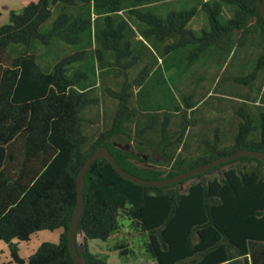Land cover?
I'll list each match as a JSON object with an SVG mask.
<instances>
[{
    "label": "trees",
    "instance_id": "1",
    "mask_svg": "<svg viewBox=\"0 0 264 264\" xmlns=\"http://www.w3.org/2000/svg\"><path fill=\"white\" fill-rule=\"evenodd\" d=\"M123 1L27 0L19 9L9 10L6 23L0 25V240L8 244L11 257L2 264H73L67 229L76 200V175L97 146H106L120 168L145 179L171 177L239 149L264 152V108L258 112L257 126L252 115L240 108L230 144L223 145L219 128L213 127L210 136L200 141L199 153L186 159L174 154L173 147L165 152L178 140L167 139L163 117L154 148L155 154L162 150V160L150 155V164L138 165L144 159L128 144L136 142L133 137L146 127L132 132L136 111L128 102L132 88L142 84L150 67L143 64L129 76V68L141 61L142 52L133 51L134 31L117 14ZM127 1L126 15L140 24L139 36L162 43L163 55L188 47L187 63L210 47L242 45L250 21L264 38V18L256 0L201 2L207 30L199 34L186 27L194 8L170 11L159 18L136 7L155 0ZM222 3L236 7L225 23L217 19ZM56 5H85L89 17L69 20L58 13L48 30L40 33V25ZM33 39L42 45L54 39L81 48L61 57L49 72H42L34 55L26 51ZM92 41L95 60L111 69L119 85L104 88V94L115 101L109 122L87 134L82 129L88 122L82 118L83 109L96 104L97 98L88 96L85 88L91 84L83 73L66 78L62 70L80 60L82 48ZM137 42L146 49L141 40ZM12 46H22V50L5 57L3 51ZM263 67L264 40L252 71L229 79L251 85ZM189 99L190 95L183 99L184 112L193 105ZM184 112L175 138H181L193 123L192 119L187 122ZM83 181L75 247L85 264H119L93 255L87 241L113 238L120 215L134 232L145 234L146 251L154 264H242L249 242H264V161L254 156L242 155L160 186L134 183L118 174L105 158H98L87 167ZM53 229H60L56 242H41L25 258L17 255L13 240L27 241L38 230Z\"/></svg>",
    "mask_w": 264,
    "mask_h": 264
},
{
    "label": "rangeland",
    "instance_id": "2",
    "mask_svg": "<svg viewBox=\"0 0 264 264\" xmlns=\"http://www.w3.org/2000/svg\"><path fill=\"white\" fill-rule=\"evenodd\" d=\"M2 1L7 0H0V6ZM10 5V7L17 6L12 3H10ZM151 6L155 11L166 9L158 4ZM1 8L2 7H0V25L7 21V13L4 8ZM122 12L125 14L126 10ZM58 13L65 14L69 20L74 17H89L85 5L79 7L56 5L52 7L50 16L40 25V33H44L48 30L51 22ZM93 17L94 14H91V18ZM217 19L220 23H225L227 20L222 13L218 14ZM136 37L138 38L140 36L136 35ZM61 42L51 41L48 43L50 46H48L47 49L46 46H42L33 39L29 46L30 50L27 49L26 51H32L31 53L34 55L36 66L40 71L49 72L52 69V65L61 57L66 56V54L69 55V53L81 48L79 45L73 46L62 42L64 46L62 49ZM34 45L37 47L34 48ZM148 45L156 54L162 55L163 63L156 62V55L154 52L153 55L151 50L148 49V53L142 52V60L138 61L128 70L129 76L131 77L136 74L144 63L148 64L150 62L151 65V70L148 71L146 79L142 84L137 88H132L131 97L128 102L129 108L136 111V116L132 120L133 133H137L138 129H140V127L142 128L141 123L144 121L145 117H152V124L146 127L145 131H142L143 133L140 132L138 134L139 136L133 137L136 139V142L133 141L128 144L140 158L144 159L139 162L138 165L145 166L150 164V161L147 159L150 158V155L154 156V159L162 160L159 156L160 151H162L161 149L157 150L156 154L154 153V148L160 137L159 123H161L163 117L166 118L167 125L165 134L167 139L174 140L180 128L179 121L182 116L181 113L184 112V109H182V107H184L183 99L188 95H190L188 101L195 104L196 110L193 112L185 110L184 117L187 119V122L190 123V120H193V123H190L187 128L193 126L194 121L201 123V121H204L203 119L212 116L214 118L212 121H220L224 126L223 145L225 146L228 143L230 144L233 139L235 127L239 121L237 111L240 108H243L252 115L254 124L257 126L258 119L256 118L258 117V112L261 108H264V88L262 89L264 83V67L256 73V77L251 85L237 83L231 79L228 80L230 74L234 72L237 73L235 64L238 63L236 59L238 56L237 52L240 48L244 50L245 54L242 60L243 64L239 68V75L243 76L252 71L256 62V55L260 52L262 45V39L258 37L257 34L252 33L250 37L245 40L244 45L235 44V49L230 50L231 59L226 68H223V59L215 58L211 61L206 60L210 57L208 52L207 54L204 53L200 55V57L192 63H187L186 51L188 47H179L163 55L161 52L159 53L160 50L157 51L156 47L153 46L151 42H148ZM95 46L96 44L92 41L91 48ZM10 48L16 49L17 46ZM20 48H22V46H18V49ZM82 49L85 50L84 63L80 65L79 60L72 61L68 65L63 66L62 73L64 77L71 78V73L73 71L81 72L84 75L85 81L92 84L88 96L96 97L97 102L83 109L82 118L90 119L91 122H84L83 124L86 132L93 134L109 122L115 106L112 103L115 101L109 100L104 94L103 87L108 85L110 88L116 89L119 85V78H115L111 74L115 79L108 81L105 74H108V72L111 73V69L108 68V70L106 69L107 67L103 68L98 64L93 56L92 49L87 50V44ZM5 52L8 57H11L10 53L8 54L7 51ZM103 54L106 59L110 58L107 52L103 51ZM153 61L155 66L151 68ZM202 64H206V69L204 68L206 72L203 73L204 80L196 81L195 72L197 69H200ZM220 90L228 91V93L224 94L225 96H220L218 95V91ZM143 100L146 101L145 104H143ZM223 104L229 105L228 111H219L220 105ZM175 107H180L178 108L180 110H174ZM211 122L206 124H213ZM220 133H222V130H220ZM189 135L191 137L190 133ZM172 147L174 148V154L179 157L183 156L190 158L189 156L194 152H191L194 148H191L189 143L178 151L177 148L179 145L176 142L167 146L165 152H169ZM118 223L119 230L113 238H109L105 241L99 239L88 240L87 245L89 251L96 257L109 262L111 261L119 264H154L146 251L145 234L134 232L129 226L127 218L123 217V215L118 217ZM59 231L60 229L38 230L32 233L27 241L20 242L13 240L12 242H14L17 255L24 258L32 253L41 242H56ZM78 249H81L80 244L78 245ZM249 249L250 257L253 259L262 257L264 259V255H261V251L259 250H264L263 242H251ZM8 260H11L8 244L0 240V264ZM244 261L248 262V257H246Z\"/></svg>",
    "mask_w": 264,
    "mask_h": 264
},
{
    "label": "crops",
    "instance_id": "3",
    "mask_svg": "<svg viewBox=\"0 0 264 264\" xmlns=\"http://www.w3.org/2000/svg\"><path fill=\"white\" fill-rule=\"evenodd\" d=\"M25 1H27V0H7V1H2V4H1L0 7H2V8L5 9V12L7 13V17H8L9 10H14V9L20 8ZM204 1L207 2V3H216V4L219 3L218 0H155V1L147 2V3L139 4L136 7L139 10H141V11L151 12L152 14L158 16L159 18H164L170 11H176V10H180V9H188L189 7L190 8H194V13L191 16V18L189 19L188 23L186 24V27L190 31H193V33L196 34V33H200L202 30H207L206 16H205L204 12L199 8L200 3L201 2H204ZM10 3L15 4L17 6L16 7H10L11 6ZM154 4L161 5L163 8H166V9L165 10H162V11H155V10L152 9L153 7L151 6V5H154ZM128 8H129L128 1L127 0H124L123 1V7H122V9L120 11H118L117 14L122 19H124L126 21V23L128 24V26L131 29H133V31H134V35L131 37L132 38V43H133L132 44L133 51H141L143 53H145V52L148 53V49H150L151 52H152V54H153L154 50L152 48H150L149 45H148V42H151L153 44V46L156 47L157 51L160 50L159 51V53H160L161 52V48H162V43L154 42L152 39H150V40H144L141 37H138V38L136 37V35H139L138 27H140V24H138V22L136 21V19L134 17H131L130 15H126L127 13L124 14L122 12L123 10H126L127 11ZM235 9H236V7L233 6V5L223 4L222 3V4H220V11H219V13H222L225 18L229 19V18H231L233 16V14L235 12ZM248 28H249L248 37H250V35L253 33V34H257L258 37H260L262 39L261 50L256 55V60L255 61H257V58H258L259 54L262 51L264 38L258 32V30L254 26V24H253L252 21L249 22ZM139 40H141L147 46L146 49H143V45L137 42ZM51 41H59V40H53L52 39ZM51 41H49V42H51ZM48 43L46 45H42V44L41 45L44 46V47L46 46V48L48 49V46H50ZM244 44H245V41H244V43L242 45H244ZM33 47L35 48L37 46L34 45ZM61 47H62V49L64 47L62 42H61ZM235 47H236L235 45H233L232 47H225V48H213V47H210V48L206 49L205 52H204L205 54H207V52H208L209 53V56H210L206 60L211 61V60H213L215 58L223 59V61H222L223 68H226L227 65H228V63H229V61H230V59H231L230 50L231 49L232 50L235 49ZM27 49L30 50L29 49V46L27 47ZM89 49H91V45H87V50H89ZM241 49L242 48H240L239 51L237 50L238 51L237 52V55L238 56H237V59L236 60H237L238 63L235 64V69H237V73L234 72L233 74H230V76H237V75L240 76L238 72H239L240 66H242V64H243V61L242 60H243V58H244L243 56L245 54L244 53V50H241ZM21 50H22V48L18 49V46H17L16 49L15 48L8 47V48H6V50L3 51V54H4L5 57H8L7 54H6V52H5V51H7L8 54L9 53L11 54V56H16ZM31 52H28V53H31ZM69 54H71V53H69ZM154 54L156 55V59H155L156 62L163 63V57H162V55L156 54L155 52H154ZM66 55H68V54H66ZM84 56H85V54L83 53V57L79 60L80 61V65H82L84 63L83 62ZM109 57H110V55H109ZM142 57L143 56H141V58ZM110 59L111 58H109L108 60H110ZM224 59H226V60H224ZM148 64L144 63V65H147V66L150 67L151 66L150 65V62ZM153 66H155L154 61L152 63V67L151 68H153ZM205 66H206V64H202V66H200V69H197V71L195 72L196 73V79H195L196 81H199V80L202 81V80H204L203 79V73L206 72L204 70V68L206 69ZM220 67H222V66H220ZM149 70H151V69H149ZM263 71H264V68H263ZM74 72H78V71H73L72 73H74ZM105 75L108 78V81H110L111 79L112 80L115 79L111 75V73H109V72H108V74H105ZM228 80H230V79H228ZM252 83H253V81H252ZM91 87H92V84L90 86H88V87L85 88V89H87V91H86L87 93H89V89ZM105 87L110 88L108 85H105L103 88H105ZM263 88H264V83H263L262 89ZM218 92H219L218 95H220V96H225L224 94L228 93V91H222V90H220ZM107 98L110 100L109 97H107ZM142 102H143V104L146 103L145 100H143ZM112 103L115 105V102H112ZM228 108H229V105L223 104V105H220L219 111H224V110L228 111ZM188 110L189 111H192V112L195 111L196 110L195 104L193 103L192 107L189 108ZM213 119L214 118L211 116V117H208L207 119H203L204 121H201V123L194 121V125L191 126V127L186 128V130L184 131V133L181 136V138H178V137L175 138V140H178L176 143H178V145H179V147L177 148V150L179 151L180 148L185 147L189 143L190 144V147L191 148H194V150L191 151V152H193V151L194 152L191 153V155L189 157H193V156L197 155L199 153L200 141L202 139H206V138H208L210 136L213 127H218L219 128V132H220V130H222V133H220V136H222V144H223V131H224V128L223 127L224 126L222 125V122L216 121V120L215 121H212ZM86 120L88 122L90 121V119H86ZM210 122L213 123V124H210V125H207L206 124V123H210ZM150 124H152V117H148V118L145 117L144 118V121L141 123L142 127H148ZM159 125H160V123H159ZM82 129H83V132L84 133H87L86 132V129L84 127V124H82ZM189 129H191V130H189ZM189 133L191 134V137H190ZM87 134H90V133H87ZM183 158H188V157H183ZM251 242H261V241H250L249 242V244H248V256H247L248 257V262H245L244 261V259L246 258V257H244L243 258V261H242V264H250V261H251V264H264V259L262 257H257L256 259H253L252 257H250V255H249L250 254L249 245H250ZM259 250L261 251L260 254L261 255H264V250L263 249H259Z\"/></svg>",
    "mask_w": 264,
    "mask_h": 264
},
{
    "label": "water",
    "instance_id": "4",
    "mask_svg": "<svg viewBox=\"0 0 264 264\" xmlns=\"http://www.w3.org/2000/svg\"><path fill=\"white\" fill-rule=\"evenodd\" d=\"M256 2L258 5V9L264 18L263 0H256ZM242 155L254 156L264 161V152L262 151L252 150V149H239V150H236L235 152L213 158L207 163L200 164L196 167L190 168L188 170L180 172L171 177L160 178V179H145V178H140L133 174H130L127 171L120 168L118 164L116 163L115 159L113 158V156L108 151L106 146H102V145L97 146L92 151V153L84 160L82 166L80 167L76 175V200H75V205L73 207V210L70 216L69 225L67 229V243H68V248L70 251L73 264H85L84 258L78 254L76 247H75V232L77 229V220H78V217L82 209V189L84 185L83 174L86 171L89 164L93 160L98 159V158H105L112 165V167L115 169V171L118 174H120L123 178H126L134 183L146 185V186H149V185L160 186V185L170 184L175 181L184 179L192 174H196L201 171L207 170L216 164L235 159Z\"/></svg>",
    "mask_w": 264,
    "mask_h": 264
}]
</instances>
